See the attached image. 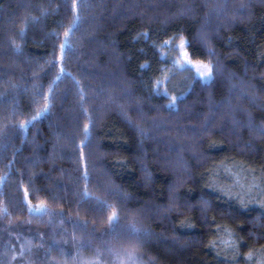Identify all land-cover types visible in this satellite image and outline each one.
<instances>
[{"label":"trees","instance_id":"trees-1","mask_svg":"<svg viewBox=\"0 0 264 264\" xmlns=\"http://www.w3.org/2000/svg\"><path fill=\"white\" fill-rule=\"evenodd\" d=\"M137 240L146 264H264V0H0V264Z\"/></svg>","mask_w":264,"mask_h":264},{"label":"snow or ice","instance_id":"snow-or-ice-1","mask_svg":"<svg viewBox=\"0 0 264 264\" xmlns=\"http://www.w3.org/2000/svg\"><path fill=\"white\" fill-rule=\"evenodd\" d=\"M73 12H76V4L73 3ZM74 20H78V15L74 17ZM71 30V26H69L68 29H65L64 32V37L67 38L69 36ZM169 42L165 41L163 42V44L161 45V47L168 45ZM65 45L61 44V51H63ZM178 47L181 49V53H180V59H174L173 60V66L179 68V69H183L186 65H190L191 61L188 57V53L185 51V47H186V42L184 41L183 38L180 39L179 41V45ZM161 55H165V53H161ZM61 57H56V60H60ZM196 68V73L195 75L200 77V78H208L210 77L211 73H212V66L211 64H205V63H199L197 65H195ZM61 71H63V68H61ZM168 78V75L165 76V79ZM160 81H157V84H159ZM167 90L165 89V94H166ZM177 99V97L173 96L171 98V101H175ZM44 109L48 108V97L47 94H45V103H44ZM37 116L40 115V111L37 112L36 114ZM36 117H33V119H35ZM26 122L21 121V126L23 127L25 125ZM88 125H85V129H87ZM85 176H87V173H85ZM85 195H88L87 190H85ZM27 196L28 193L27 191L25 192V199L27 200ZM29 208L32 209L33 205H31V203H29ZM37 211H47V205L41 203L39 205L35 206ZM118 219V215L115 211H113L109 217V225L111 226L112 224H114L116 222V220ZM75 239V238H74ZM109 244V247L107 248V251L112 253L113 257L115 260L120 261L121 264H124L125 261H127V264H143L142 261H139L138 258V248H139V244L140 242L137 240L135 242H133L131 244L130 247H124L122 246L120 249H116L114 247L111 246L110 241L106 242ZM97 255H101L100 250H97Z\"/></svg>","mask_w":264,"mask_h":264},{"label":"rangeland","instance_id":"rangeland-1","mask_svg":"<svg viewBox=\"0 0 264 264\" xmlns=\"http://www.w3.org/2000/svg\"><path fill=\"white\" fill-rule=\"evenodd\" d=\"M177 44L179 45V42ZM178 45H177L178 55H177L176 58L177 59H180L181 49L178 47ZM190 61H191V64L190 65H186L184 68H190L193 71V75H194L195 78H199L202 81H208L211 78V75H210V77H208L206 79L205 78H200V77H198V76L195 75V73H196L195 65H197L199 63L210 64L209 62L193 61L191 59H190ZM187 75H189V73H187L186 76ZM182 76L184 77L185 74H182ZM131 239L133 240V238H131ZM107 248L106 249H101L100 250L101 255H99V256L97 255V250H95V252L90 257H87L86 259H84L81 262V264H121L120 261H117V260L114 259L112 253H110V252L107 251ZM139 261H142V260L139 259ZM142 262H143V264H146L144 261H142ZM124 264H127V261H125Z\"/></svg>","mask_w":264,"mask_h":264}]
</instances>
